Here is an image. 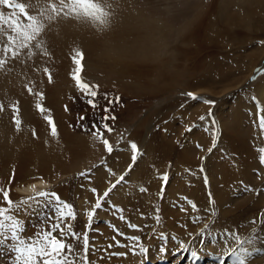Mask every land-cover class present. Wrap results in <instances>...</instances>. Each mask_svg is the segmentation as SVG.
<instances>
[{"label": "rangeland", "instance_id": "obj_1", "mask_svg": "<svg viewBox=\"0 0 264 264\" xmlns=\"http://www.w3.org/2000/svg\"><path fill=\"white\" fill-rule=\"evenodd\" d=\"M63 1L46 0L38 12L26 0H12L25 5L31 20L16 9L0 6L3 15L2 7L16 12L14 19L21 20L18 34L24 32L30 37L27 47L20 44L16 50L17 42L21 43L19 38L25 37L20 35L10 49V59L13 54L22 58L18 63L15 60L7 63L3 58L6 60L4 64L0 59V123L3 120V124L6 122L7 127H11V131L17 134L13 132L14 138L28 136L43 160L56 148L62 151L63 147L74 146L75 143H68L65 136L68 130L74 128V132L90 142L88 154L91 158L87 153H67L71 156L67 159L75 157L73 164L78 168L64 170L50 164L52 173L48 176L40 173V165L34 164L35 159L31 158L33 154L21 156L29 163L27 175V170L21 174L18 165L22 163H15L5 171L0 161V198L3 200L0 207L7 206L3 193L9 188L10 198L14 201L11 192L19 182L24 179L30 182L44 176L52 185L33 196L38 199L41 192L57 194L76 213V219L65 220L62 227L67 231L70 225L73 231L83 234L84 230L78 228L75 222L81 215L86 217V212L93 210L94 202L103 197V192L115 183L114 179L124 175L122 191H119L122 201L115 199L113 195L119 192L115 193L117 189H114L102 208V211L106 208L113 211L114 216L103 218L96 210L89 238L92 235L91 243L101 248H108L111 244L109 254L113 253V248H118L121 253H126L125 256H140L150 263L157 260L152 257L153 252L156 255L162 253L159 259L170 261L167 256L173 255L181 244L194 248L202 242L201 248L218 255L221 253L216 248L218 245H222L224 250L230 247L228 242L219 238L221 227L225 229L226 224L234 221L240 224L248 220L263 223L264 163L261 157L264 156V127L261 126V118L264 117V68L261 70L259 67L264 66V0H253L252 4L241 0V6L233 2L227 8L223 0H94L95 4L91 0H79L76 4L65 0L66 5ZM254 5L256 13H247L246 9ZM55 6L59 13L61 8L72 11H67L70 14L68 17H54L57 22L44 18ZM132 16L134 19H131ZM17 31L15 35H18ZM92 39L93 43L99 40L98 43L103 45L99 48L103 52L109 49V53L116 52L117 56L122 53V71L112 72L107 63L88 51L94 45ZM11 41L4 45L11 46ZM104 41L110 42L104 45ZM77 53L83 54V82L98 91L97 110L89 106L88 97L73 79L77 71L73 58L77 57ZM220 62L225 65L223 71L217 70V63L219 65ZM204 81L206 83L202 84ZM189 93L198 99H192ZM105 95L108 99L119 98V102L111 106V115L115 119L107 122L112 131L103 132V139L108 140L113 148L111 153L107 152L101 138L93 134L96 129L91 127L93 123L98 124L99 118L104 115L103 108L107 105ZM205 100L214 103L206 104ZM62 101L58 107L57 104ZM37 104L44 108L43 113L37 109ZM81 117L84 119L81 120ZM48 119L54 121L55 136ZM226 126L242 128L240 131H245L248 137L251 134L248 147L235 143ZM195 132L200 135L194 136ZM11 141L13 143L14 140ZM132 143L139 149L134 165L131 160ZM79 145L82 146L81 143ZM85 158H88L86 165L83 164ZM219 159L236 174V180L228 183L233 186L225 187L224 194H217L213 188V167L218 166L220 171L223 169ZM251 164H255L253 168ZM135 169L136 176L133 175ZM109 171L114 175L110 176ZM85 173L89 174L90 180L84 178L82 174ZM165 174L168 176L166 183L161 179ZM101 180L103 183L99 184ZM93 188L96 193H93ZM141 189L146 191L141 192ZM168 192L175 197L165 200ZM83 200L85 206L81 207L86 209L80 214L79 204ZM186 201L194 203L197 210L194 211ZM13 205L9 214L19 221L22 230L18 235L26 241L34 239L37 233L46 231L55 222L54 204L44 201L37 208L26 209L28 212L20 210L19 205L22 207V204L18 198ZM113 205L124 211L116 212ZM170 207L178 210L182 217L172 221L178 231L166 229L168 224L165 219L170 217ZM22 214H26L31 222L27 223L20 217ZM121 215L125 220L120 219ZM85 219L86 222L82 220L84 225L87 224V217ZM187 219L189 226L183 224ZM128 223L137 228L128 227ZM114 228L124 235H117ZM148 228L153 230L152 234L157 232L160 236L159 240L155 237L156 247L151 240L154 237L147 242L145 232ZM228 231L226 233L231 230ZM262 232L257 229L255 234ZM192 235H196L197 242L194 244L191 243L193 239L189 240ZM128 237H139V245L146 252L141 253L138 247L117 246L116 241L119 240L120 245L133 244L127 242ZM70 238L67 242L73 243ZM8 241H13L11 236ZM14 244L13 241L10 245L13 250ZM5 248L4 252L8 251ZM90 255L96 257L95 253ZM190 256L193 261L192 254ZM204 256L201 254L199 258ZM141 259L139 262L143 261Z\"/></svg>", "mask_w": 264, "mask_h": 264}, {"label": "bare ground", "instance_id": "obj_2", "mask_svg": "<svg viewBox=\"0 0 264 264\" xmlns=\"http://www.w3.org/2000/svg\"><path fill=\"white\" fill-rule=\"evenodd\" d=\"M26 1L29 2V4L31 5V7L35 11H38V12L41 10L42 6L46 4V0H26ZM64 1H63V3L66 5V1L65 2ZM224 1H226V4H225L226 5V8L227 7H230V5L233 4V2L236 5H238L239 2L242 3L241 0H223V2ZM255 1H257V0H255ZM57 2H61L62 3V0H57ZM223 2H222V4H223ZM248 2H249V4L254 3L253 0H250V1L248 0ZM225 5H224V7H225ZM61 7L62 6H58V8H61ZM2 9L5 12V14H4L5 21H3L2 26H0V59L2 60V62L4 64H6V60H7V63H13V60H15V62L18 63L19 60H22V58L20 56H17V57H19V58H17L13 54L12 55L13 58L10 59L11 56L9 57V55H11V53H12V52H10L11 51L10 49L15 46L16 40L18 41L20 39V41H21V43H19V41L17 42L19 44V46L16 43L17 44L16 45L17 48L15 47L16 50H18V48L20 47V44H24V46H26V44L29 45L30 40H29V38H26V37H21L22 40H21V38L18 39V37H20V35H22V34L19 35L17 29H14V28H11V27L8 26V19L10 17H11V19L13 21H15L14 17L12 16V14H9V13H12L13 11H10V10L6 9L5 7H2ZM244 10H245V7H244ZM246 10H247V13H252V14L256 13L255 5L253 6V8L248 7V9H246ZM67 11H72V10H67V9L61 8V12L59 13L57 11L56 6H55L50 12L47 13V15L44 16V18H49L52 21L57 22L56 19H54V17H57V16L58 17L59 16L68 17V15H70V14H68ZM223 15H226V13L223 14ZM236 15H238V14H236ZM239 17H240V15H239ZM131 19H134L133 16L131 17ZM18 20H19V22L21 21L20 19H18ZM19 27H20V25H19ZM51 28H50V30H51ZM54 28H56V27H54ZM74 29H75V27H74ZM16 31H17V34L18 35H15L14 34V33H16ZM52 31H53V29H52ZM8 41L13 42L12 45L9 46L10 48L7 47L6 45H4L5 43L7 44ZM96 41L97 40H94V43H93V39L91 40L92 45L93 44L94 45H93V47L91 46L90 50H88V51L90 53H92L93 55H96L97 58L100 59L102 62L107 63L108 66H109V68L112 70V72L122 71L123 68H124L123 67V63L121 61V57H120V56H122V53L120 54V56H117V54L115 55L116 52L115 53H109L110 52L109 49H108L109 52H108V50L106 52H103L99 48V45H100V43H98L99 40L97 42ZM108 42H110V41H108ZM108 42L105 43V41H104V45L107 44ZM87 45H88V43H87ZM89 47H88V49H89ZM100 47H103V45H100ZM4 56H6V57H4ZM3 58H5L6 60L4 61ZM1 60H0V66H2ZM217 67H218L217 68L218 71H223L224 68H225V65H224V63L220 62L219 65L217 63ZM259 68H261V70H262L264 68V66L261 65ZM16 70H21V69H16ZM65 75H66V73H65ZM63 78L66 79L65 77H63ZM205 81L202 82V84H205L206 83ZM56 87H59V86H56ZM201 89H202V87L201 88H197V90H201ZM62 103H63V101L61 103H58L57 106L59 107L60 105H62ZM8 111L6 110L5 112H8ZM5 120H6V118H5ZM30 121H32V119ZM2 124H3V120H2ZM2 124H1V127H0V161L2 162V166H3V169L5 171H7L8 168L13 167L15 163H22L21 165L20 164L18 165L19 168H20L21 174H23L26 170L27 171L25 172V175L29 174L30 167H29V163L27 162L28 160L21 158V156H25V153L33 154L34 155V152H35V157H33V155H31V158H33V160L35 159L34 160V164L40 165V168H39L40 173L43 174V175H45V176H48V175H50L52 173V171H51L52 169L50 167V164H52V165L54 164V166L56 168H57V166L58 167H63L64 170H67V169L75 170V169L78 168V165L73 164L74 163V160L73 159L75 158L74 157L75 155H81L82 153H84V154L87 153L88 158L90 157V155L88 154V151H90L89 150V148H90V144L89 143L90 142L89 143L86 142L85 139H83L81 136H79L80 134H78L77 132H74L75 131V130H73L74 128L71 130L73 132H71L70 130H68L65 133V136L67 138V142L69 143V142L73 141L75 143L74 146L71 147V148H68V149L67 148L64 149V147H63V149L65 150V152H64L63 149L61 151L58 148H56L55 150H53V152L51 151L48 154V156L45 158V160H43L42 157L37 154V151H36L37 149H35L36 146L34 147V145H33L35 143L32 140H30L28 136L25 135V133L27 131L26 128L24 129L26 131L23 134L25 136H21V137H24V139L23 138H18L17 136L14 138V136H13L14 135L13 134L14 131L13 132L11 131V129H10L11 127H7L6 122L4 123L5 125L4 124L2 125ZM226 127H227L226 128V131L229 132L230 138L235 143H238L239 145L242 144L243 146H247L248 147V145L250 144V139L252 137L251 134H249V137H248V135H247V133L245 131H240L242 128L241 129H238V128H232V127L231 128L230 127L228 128V126H226ZM229 129L232 130L233 132H231ZM13 130H15V129H13ZM42 134H43V132H42ZM198 135H200V134H198L197 132L194 133V136H198ZM43 136H44V134H43ZM11 139L14 140L13 143H12ZM21 141H25V142H21ZM79 143H81L82 146H80ZM65 144H66V142H65ZM68 145H70V144H68ZM33 148H34V150H33ZM25 151H27V152H25ZM31 151H34V152H31ZM247 151L249 152V154L251 153L250 150H247ZM74 152H75V155L73 154L74 155L73 156L74 157L73 159L70 158L71 157L70 155H68V156H70L69 158L71 160H73V162H70L69 161L70 159L69 158L67 159V157H68L67 156V153L70 154V153H74ZM61 154L65 155V158ZM37 157H39V158H37ZM184 157L185 158H189L188 156H184ZM88 158H85L84 163H83L84 165L87 164ZM219 160H220V163L223 166V169L220 171L219 168H218V166H214L213 167V173H214V177H213V181H214L213 188L217 191V194H224V193H226V188L225 187L229 188L230 186H233V184L232 185H228V183H229V181L232 183L234 180H236V177H235L236 174L233 173L231 169H229V168L226 167V165L221 161L222 159H219ZM26 163H28V166H26ZM68 163H69L70 166L67 165ZM139 165H141V163ZM254 165L255 164H251L252 168H253ZM0 170L2 171L1 168H0ZM234 170L235 169H233V171ZM101 174H104V173L101 172ZM133 175L134 176L137 175L136 169L134 170ZM62 177L64 178L65 176H62ZM115 180H117V178L114 179V182H116ZM3 183H4L3 184V186H4L5 185V180H4ZM102 183H103V181L101 180L99 182V184H102ZM8 184H10V183H8ZM51 185H52V183L49 182L48 180H46V178L44 176H41V177H38V178H34L30 182H27V179H24L22 182H19L18 185H16L14 187V189L12 188L13 189V191L11 192L12 193V196H13L12 198L15 197L14 198L15 200H17V198L20 199L21 204L24 206V208H23L24 210H26V209H30L31 210L34 207L37 208L38 207V204L39 205L44 204V201H45L44 199H39V198L36 199L33 195H36L37 192H40L43 188L50 187ZM103 187H105V186H103ZM8 190H10V188ZM104 190L105 189H103V191ZM120 190H121V186L117 187V190L115 191V193L119 192ZM0 194H1V190H0ZM88 195L86 194L87 197H89ZM113 196L118 201H122V196H121L120 192L118 194H114ZM174 197L175 196H174V194L172 192H168L167 196L165 197V200H169V199H172ZM90 198H93V197H90ZM84 200H83L82 203L79 204L80 205V208H81L80 214H82L83 211L86 209L84 207H81V206H85V203H84L85 201ZM0 201H1V203H3V200L1 198H0ZM25 201H28V203L25 204L24 203ZM3 206H5V205H2L1 207H3ZM19 206H20V208H22L21 205H19ZM171 208L172 207L168 208V211L170 213V217L168 219H165V222L167 221V224H168V226H167L166 229L167 230H176V231H178L177 226L172 221H174L177 217H180L181 219H182V217L180 216V213H179L178 210L171 209ZM23 209H20V210L23 211ZM98 213L103 218H104V216L107 217V218L113 217L114 214H115V213H113V211H110L107 208L105 209V211H102V210L100 211L99 210ZM112 214H113V216H112ZM20 217H23L25 220H27V223H30L31 222V221L30 222L28 221L29 219L26 217V214H22V216L20 215ZM29 218H31V217H29ZM85 218L86 217H84L83 215H81L80 218L75 222L76 226L78 228H80L81 230H84V226H85L84 223L86 222V219ZM82 220H84L85 222L83 223ZM189 222L190 221L187 219V220L183 221V224L184 225L186 224V225L189 226V224H190ZM225 227H226L225 229H223L221 227V229H220L221 233L219 235V238L222 239L223 241L228 242L230 244V247L227 250H224L222 245H218L216 248L221 252L218 255H212V253L207 248H205V247H202L201 248L200 245L203 244L202 242H201L202 244L199 242V246L194 247V248H187V246H184L183 244H181V247H178L176 249V251L174 252L173 255H168L167 256L170 261L164 260V259H159L162 256V253L160 255H156L155 252H153V253H151V255H152L153 258H155L157 260L154 261V262H151V263L150 262H147V261H145L143 259H141L140 256H135V255H131V254H129V256H125V257H122V256H114L112 254H109V251L111 249H109V247L108 248H105V247L101 248L98 244L96 245V244L91 243L92 235H90V244L95 246L94 250H90V254H94L95 253L96 254V257H91V255L89 254V264H155V263L156 264H221L222 261H224L223 264H234V258L231 257L229 254L233 250H235L237 253H240L241 247L247 249V253H240L241 257L243 259H245L246 264H264V222L263 223H252V220H248L244 224H240V223L234 221V222H231V223L226 224ZM257 229H261V230H263V232L260 235H256L255 232H256ZM228 230H231L230 233L237 234L238 237H239V239L241 241H243L244 243L243 244H236L234 241L228 240L226 238V236H225V233ZM152 232H153L152 229H150V228L146 229V232H145L146 233V236L145 237L147 239V242H149V238L151 239V238L154 237L153 238L154 240L153 239H151V240H152L154 246L156 247V243H157L156 241L160 239L159 238L160 236L159 237L157 236L158 235L157 232H155L156 234H152ZM9 237H10V234L7 235V236H5V237H0V239L3 240V243H0V264H17L16 257H17L18 254H17V252L15 250H13V249L10 248V245H13V241H11L10 243H8L10 241V240L8 241ZM155 237H157L158 239L155 240ZM192 239H193V241H191ZM30 240H31V238L29 240H27V241H30ZM126 240H128V239H126ZM189 240L191 241L192 244L196 243L197 242L196 241V235H192V237H190ZM249 241H250V243L248 244V246H246L247 245V242H249ZM119 242H121V241L119 240ZM127 242H133L134 243V241H132L130 239ZM174 243H176V242H174ZM3 248L7 249L8 251L4 252ZM138 249H140L139 246H138ZM157 249H158V245H157ZM153 250H155V249H153ZM11 252H13V253H11ZM117 252L121 253V250L118 249V248H116V250H115V248H113V253H117ZM136 252H137V249H136ZM193 252H195L197 254L198 259H196V258L193 257V261H191L189 259V257L191 258L190 255ZM9 253H11L10 256H8ZM201 254H205V256L202 259L199 258V256ZM186 258H187V260L184 261ZM140 259L143 260V261H140L139 262ZM201 260H203L204 263H202ZM235 264H238V262H235Z\"/></svg>", "mask_w": 264, "mask_h": 264}, {"label": "snow or ice", "instance_id": "obj_3", "mask_svg": "<svg viewBox=\"0 0 264 264\" xmlns=\"http://www.w3.org/2000/svg\"><path fill=\"white\" fill-rule=\"evenodd\" d=\"M73 3H78L79 0H72ZM93 4H95L94 0H91ZM0 5L7 6V8L17 9L21 14L25 16L26 19L31 20V17L28 16L25 5L22 3H13L12 0H0ZM12 16H16V12H12ZM5 17L3 13H0V26H2ZM8 26L19 31V20L13 21L11 17L8 19ZM26 38H30L27 36V33L22 32ZM83 54L77 53V57L73 58V62L77 65V71L73 76V79L77 82V86L80 91L88 97L87 103L93 110H97L99 108V101L98 91L92 90V86L83 82L81 73L83 72ZM98 90V86H95ZM192 99H198L192 93L188 94ZM105 100H107V105L103 108L104 115L99 118V123H93L92 129H96L93 133L101 138L102 143L105 145V148L108 153L113 151V148L108 140L103 139V132L106 130L108 132L112 131V128L107 123L109 120H114L115 116L111 115L112 112V105L119 102V98L108 99L107 95H105ZM206 104L214 103L212 101H203ZM37 109L43 113L44 108L40 105H36ZM84 117H81L83 120ZM17 125H19L20 121H16ZM48 123L52 125V135L55 136L57 134L56 127L54 121L48 119ZM261 126L264 127V117L261 118ZM132 150L131 160L133 165L136 163L139 155L138 146L135 143L130 145ZM264 151V150H262ZM261 162L264 163V156L261 157ZM131 169V165L129 166V170ZM203 171V169H201ZM85 179L90 180L89 174L85 173L82 174ZM109 175H114L111 171H109ZM162 181L165 183L168 181L167 174L161 177ZM125 181V176L120 175L115 183L111 184V187L103 192V197L98 198L95 202L94 208L91 211L86 212L87 217V224L84 226L83 234L77 231H73L71 226H67V231L65 228L62 227V224L65 220H75L76 213L75 210L68 205L66 202L60 200V198L55 193H39V198H43L45 202L49 205L54 204V218L55 222L51 224V226L45 231L42 230L41 232L36 234L34 239L30 241H26L25 239L21 238L18 235V232L22 230V226L20 225L19 221L14 218L13 215L9 214V211L13 208V200L10 198V190L3 193L4 201L7 203L8 207H0V237H5L10 234L11 239L15 242L14 247L15 251L18 253L16 259L17 264H89V254L90 250H94L95 246L90 244L89 232L92 231V221L96 215V210H102L104 203L106 202L107 198H109L110 192L112 190L117 189V186H123ZM93 193H96V189H92ZM146 191L145 189H141V192ZM210 196V203H211V194ZM189 203L194 211L197 210V206L192 203L191 201H186ZM25 204L28 201L24 202ZM113 208L116 212H123V209L116 208L113 205ZM48 219H52L49 217ZM121 220H125L123 215L120 216ZM197 219H199L197 217ZM128 227L136 229L137 226L131 223H128ZM114 231L117 235L123 236L124 234L120 232L118 229L114 228ZM59 233V235H57ZM226 238L228 240L234 241L236 244H243L244 242L241 241L237 234L235 233H226ZM71 237L73 243H68V238ZM115 240V236L113 237ZM128 239L134 241L131 245H120L119 241H116L117 246L119 247H130L135 249L136 247H140V252H146V249L143 246L139 245V237H128ZM0 243H3V240L0 239ZM79 245V247H77ZM109 248L112 247L111 244L108 245ZM240 253H247V249L241 247ZM235 250H233L229 255L234 258L235 262L238 264H246L245 259H243ZM114 256H125L126 253H112ZM192 256L198 259L197 254L195 252L192 253ZM223 264V261L221 262Z\"/></svg>", "mask_w": 264, "mask_h": 264}, {"label": "built area", "instance_id": "obj_4", "mask_svg": "<svg viewBox=\"0 0 264 264\" xmlns=\"http://www.w3.org/2000/svg\"><path fill=\"white\" fill-rule=\"evenodd\" d=\"M24 208V206L22 205V209Z\"/></svg>", "mask_w": 264, "mask_h": 264}]
</instances>
